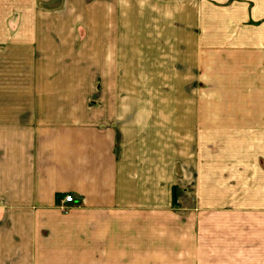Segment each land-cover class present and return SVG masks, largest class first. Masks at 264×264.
Wrapping results in <instances>:
<instances>
[{
    "label": "crops",
    "instance_id": "crops-1",
    "mask_svg": "<svg viewBox=\"0 0 264 264\" xmlns=\"http://www.w3.org/2000/svg\"><path fill=\"white\" fill-rule=\"evenodd\" d=\"M54 1L0 0V264H264V0Z\"/></svg>",
    "mask_w": 264,
    "mask_h": 264
},
{
    "label": "rangeland",
    "instance_id": "rangeland-1",
    "mask_svg": "<svg viewBox=\"0 0 264 264\" xmlns=\"http://www.w3.org/2000/svg\"><path fill=\"white\" fill-rule=\"evenodd\" d=\"M3 5V6H2ZM1 5L0 2V10L4 9L6 10L7 8V4L4 2ZM61 8V3L59 0H56L53 2L52 4V9H59ZM11 17V16H10ZM132 73L135 74L136 78H138L137 81L133 80L132 82H117L115 83V85H111L113 86L114 89L117 90H131V91H135V90H154V91H158L161 92V94H163V104L164 106H186L188 104V98H187V94L188 91L192 88L191 83H188L186 80H182V77L180 78V80L176 79L175 75L170 74L169 72L164 74H158L157 76L159 78H162V81H140L139 77L141 74L144 73H149L152 75V77H156V74L153 75L154 70H150L149 71H145L143 69H141L140 65H139V59L137 56H135V52L132 51ZM137 62V65H135L134 63ZM134 77V76H133ZM97 83V82H96ZM99 84L101 86L109 87V83H102L99 82ZM104 84V85H103ZM85 86H88L85 85ZM87 88H91V85H89ZM134 101L138 100V101H144L146 100L145 98L142 99H135L133 98ZM148 100V99H147ZM183 126V125H181ZM166 132H168V134L171 136V130H166ZM187 129L186 127L183 126V129L181 127L180 130V150L181 151H185L187 150ZM186 153V152H185Z\"/></svg>",
    "mask_w": 264,
    "mask_h": 264
},
{
    "label": "built area",
    "instance_id": "built-area-1",
    "mask_svg": "<svg viewBox=\"0 0 264 264\" xmlns=\"http://www.w3.org/2000/svg\"><path fill=\"white\" fill-rule=\"evenodd\" d=\"M73 202H74V200H73L72 195H67L62 200V203H73ZM60 208L64 210V206L63 205H60Z\"/></svg>",
    "mask_w": 264,
    "mask_h": 264
}]
</instances>
